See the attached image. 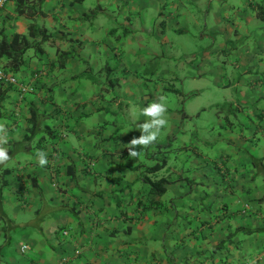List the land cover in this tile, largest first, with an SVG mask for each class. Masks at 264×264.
Segmentation results:
<instances>
[{
	"label": "crops",
	"instance_id": "obj_1",
	"mask_svg": "<svg viewBox=\"0 0 264 264\" xmlns=\"http://www.w3.org/2000/svg\"><path fill=\"white\" fill-rule=\"evenodd\" d=\"M17 1L0 35L33 45L17 72L6 57L0 66L33 90L0 81V264H264V0H25L31 14ZM177 50L204 88L176 94L222 88L210 136L174 105ZM160 96L167 126L130 156L142 109ZM164 155L145 174L169 180L158 196L136 167Z\"/></svg>",
	"mask_w": 264,
	"mask_h": 264
},
{
	"label": "rangeland",
	"instance_id": "obj_2",
	"mask_svg": "<svg viewBox=\"0 0 264 264\" xmlns=\"http://www.w3.org/2000/svg\"><path fill=\"white\" fill-rule=\"evenodd\" d=\"M191 9H192L193 12H195L197 14V16L200 17V15H201V21H202L203 18H204L205 13H200L199 14L198 13V8H195V6H192ZM212 23H213V25H215V22L213 20H212ZM202 28H203V32L205 34H209V32L206 31L204 29V27H202ZM220 32H221V35H227V34L230 33V32L229 33L223 32V30L220 31ZM210 35H211V33H210ZM219 36H220V33H216L214 35V38L218 42L220 41ZM206 40H207L206 41L207 43L205 45V48L206 47H211V45H212L211 38L208 37ZM188 43L190 45L191 50L195 52L197 50L196 49V45L198 44V42L196 40L194 41L190 37H188ZM231 43H235V41L231 42ZM182 53H183V50H177V53L175 54L176 55V59L172 60L170 62V65L178 67L179 74L180 75H184V77H185L183 81L180 80V83L176 84V87L174 88V91H172L173 95H174V98L177 99L175 101L174 105H175V107L181 106L182 110L185 108L188 113H191V118L192 119L188 120V122H187L188 126L192 125L193 121L196 119L198 127L202 126V135L210 136L209 130L212 129L214 126H216V123H214V121H215V119L217 117L216 112H215L216 107H217V105L219 106V105L223 104V101L220 100L219 97H217L219 95V93L222 92V90H221L222 88L221 87L219 88V87H216V86H212L213 87V89H212V87H208L207 89L203 90L202 93H200V94H197V95L192 94V96H190V97H189V95H187L185 99L183 97L184 95L180 96L179 94H176L177 93L176 90H183L185 88L186 89L183 91L185 94H186V90H196V89L202 90L204 88L203 84H201V85L197 84V83H199V81H195V80H193L194 82L192 81V77L193 76H191L188 73L187 69L184 68V64L180 61L182 59H185L184 57H187L188 55L181 56ZM200 60L201 59H199V61ZM198 73L199 72L196 71V74H198ZM102 80H104V78ZM166 83H167L168 86L174 85V82L172 81V79L169 80ZM152 87L153 86H148V88H152ZM110 92H113V89H111ZM212 105L214 107H211ZM204 106L206 107V111H202L200 116H197L196 114H198L200 109L202 107H204ZM134 113H136V110L133 112V114ZM209 124H212V125H209ZM203 128H205V129H203ZM51 138H53V137H49L48 136L49 141H50ZM173 145L175 146L176 143L173 142ZM205 148H208V145H206ZM172 168H173V166H172ZM139 170H142V168L140 167ZM144 201H145L144 204H147L148 200L145 199ZM149 203H148V206H149ZM7 243H9V241Z\"/></svg>",
	"mask_w": 264,
	"mask_h": 264
},
{
	"label": "trees",
	"instance_id": "obj_3",
	"mask_svg": "<svg viewBox=\"0 0 264 264\" xmlns=\"http://www.w3.org/2000/svg\"><path fill=\"white\" fill-rule=\"evenodd\" d=\"M44 0H38L39 3L43 2ZM26 1L25 0H18L17 1V10L19 13H28L31 14L30 8H27L25 5ZM36 6H34V11ZM38 8V7H37ZM28 10V12L26 11ZM33 15V14H32ZM35 24L30 25V32L31 34H35L33 31H35ZM32 42L28 40V37L15 34L12 38L5 34L4 32H1L0 35V57H6L9 60V68L13 72H17L22 64L24 63V55L26 51L32 47ZM13 85V84H12ZM15 86V85H14ZM6 96V90L0 88V116H1V105L2 101ZM32 120L34 121L35 115H32ZM35 125V124H34ZM34 125L32 126L34 128ZM32 128V130H33ZM31 131V130H30ZM162 160H159L158 162L154 163L153 165L150 166H137L136 169L139 170L141 167L142 170H140L142 173V177L144 178L145 182L149 184L151 193L154 195L161 196L166 192V183L169 182V180L166 177H161L158 179H151L148 176H145L146 173H153L156 172L160 169H162L166 163H167V158L164 155ZM4 182L0 178V212L2 209V191L4 188ZM152 204V201L150 202ZM144 208L147 206L146 204H142ZM141 205V206H142ZM244 208L242 209V211ZM245 212V211H244ZM247 212V211H246ZM257 230L251 229V228H246V227H241L237 228L236 232H243L246 234L254 233ZM221 247V246H219Z\"/></svg>",
	"mask_w": 264,
	"mask_h": 264
},
{
	"label": "clouds",
	"instance_id": "obj_4",
	"mask_svg": "<svg viewBox=\"0 0 264 264\" xmlns=\"http://www.w3.org/2000/svg\"><path fill=\"white\" fill-rule=\"evenodd\" d=\"M167 111L168 106L166 98L163 96H160L155 102L148 104L142 109V115L149 119L138 127L142 134L138 138L131 140L128 147L130 156L135 157L138 155L135 146L139 145L145 147L157 141L161 130L167 126ZM6 131L5 126L0 125V164L9 160V153L7 149L2 146L7 142L5 138ZM38 155L40 157L39 164L41 166L46 165L48 163L46 154L44 152H39Z\"/></svg>",
	"mask_w": 264,
	"mask_h": 264
},
{
	"label": "built area",
	"instance_id": "obj_5",
	"mask_svg": "<svg viewBox=\"0 0 264 264\" xmlns=\"http://www.w3.org/2000/svg\"><path fill=\"white\" fill-rule=\"evenodd\" d=\"M8 1L9 0H0V15L2 14V12H3ZM0 81L9 82L10 84L15 85L19 90H21V92H22L21 94H25V93L33 90L32 86H26L23 84H19L20 82H19L18 78L13 74L8 73L4 69V67H1V66H0ZM248 208H249L248 206L244 207L243 211L248 210ZM23 249H26V247L24 246ZM246 264H248V263H246Z\"/></svg>",
	"mask_w": 264,
	"mask_h": 264
}]
</instances>
